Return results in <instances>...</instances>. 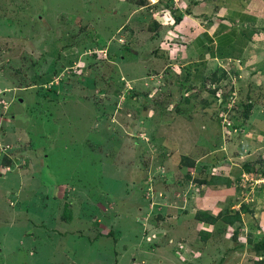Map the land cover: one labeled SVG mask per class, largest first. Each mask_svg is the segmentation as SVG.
I'll return each mask as SVG.
<instances>
[{
  "label": "rangeland",
  "instance_id": "rangeland-1",
  "mask_svg": "<svg viewBox=\"0 0 264 264\" xmlns=\"http://www.w3.org/2000/svg\"><path fill=\"white\" fill-rule=\"evenodd\" d=\"M263 167L264 0H0V264L264 260Z\"/></svg>",
  "mask_w": 264,
  "mask_h": 264
},
{
  "label": "trees",
  "instance_id": "trees-1",
  "mask_svg": "<svg viewBox=\"0 0 264 264\" xmlns=\"http://www.w3.org/2000/svg\"><path fill=\"white\" fill-rule=\"evenodd\" d=\"M193 5H195V3H193ZM187 13H188V11H187ZM175 19H176V21H178L177 16L175 17ZM225 19H226V22L229 24L230 23H250V22L253 23L255 20V17L253 14H249V13H246L244 11L231 10L229 12L228 11L226 12ZM221 20H223V18H221ZM229 29L232 30L231 31V33H232V32H237L238 28H237V26H231V28H229ZM252 32L254 33V31H252ZM253 33H251L250 31H247L246 33H244V39L245 40L249 39V37H251L253 35ZM205 35H207L205 32L201 33V37L204 40L206 39ZM228 38L230 39V36H227V39ZM237 38L238 37H237V33H236V39ZM198 40H199V36L197 38V42H195V43H198ZM204 40H202V42L204 43L205 48L202 47L201 49H204V50L199 52V57L201 60H202V58H201L202 56H207L208 58L214 59L216 56H217V58H228V55H230L229 52H227V51H225L223 53H218ZM222 43L224 45H222ZM222 43H220L219 46L216 47V49L217 48L218 49L219 48H222V49L229 48L232 44L237 43V42L236 41L231 42V43L226 42L227 43L226 44L223 41ZM205 44H207L208 47H206ZM242 44H244V43H242ZM242 44H241V46H242ZM241 46L238 48V51L241 48ZM196 48H199V47H195V49ZM213 50H214V52H213ZM231 52H233V51H231ZM232 127H234V126H232ZM232 127L229 126V129H232ZM243 172L245 174L249 175V174L255 173V170L252 167L248 166L247 164H244L243 165ZM261 174L264 177V167L262 169ZM218 180H219V178L213 177L212 180L209 181V183L215 184L218 182ZM222 180L224 181L225 185L227 186L228 185L227 180L220 178V181H222ZM218 206H221V208L223 210H221V212H219L217 215L213 216L209 212L197 210L194 213V219L203 225H214L218 221H222L225 225L234 226L236 223H238V224L240 223V213L244 214V213L249 212V209H247L246 206H240L238 209L232 210L231 209L232 204H231V201L229 198L226 199L224 203L219 204ZM237 231H238V229L233 230V235H236ZM205 237H206V235H205ZM247 248L250 252H252L256 256L259 254H264V234L259 239H257L255 242L249 241ZM253 264H264V260L263 259L262 260H256L253 262Z\"/></svg>",
  "mask_w": 264,
  "mask_h": 264
},
{
  "label": "crops",
  "instance_id": "crops-1",
  "mask_svg": "<svg viewBox=\"0 0 264 264\" xmlns=\"http://www.w3.org/2000/svg\"><path fill=\"white\" fill-rule=\"evenodd\" d=\"M194 2H195V4H198V1H194ZM231 10H236V9H233L231 7L224 8L223 15L219 16L217 18V19H219L218 23L212 24V26L210 27V30L203 31V32H205L207 34V35H205L206 39L204 41L206 43H208L214 50L223 41L225 43L226 42H230L231 43V42H235L237 40L236 39V33L237 32H232L231 33L232 30L229 29V28H231V26L233 24L232 23H230V24L227 23L226 19H225L226 12L227 11L229 12ZM238 11H241V10H238ZM254 17L256 18L255 15H254ZM221 18H223V20H221ZM186 33H187V31L184 32V34H186ZM227 36H230V39L229 38L227 39ZM195 42H197V38L195 39ZM193 45H194V48L195 47H201V48L203 47V48H205L204 47V43L202 42V39H200V38H199L198 43H195ZM222 45H224V44L222 43ZM214 50H213V52H214Z\"/></svg>",
  "mask_w": 264,
  "mask_h": 264
}]
</instances>
